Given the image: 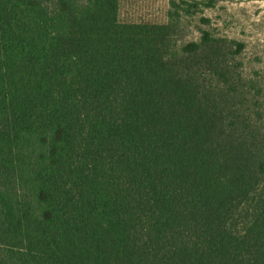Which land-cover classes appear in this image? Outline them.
<instances>
[{"label": "trees", "instance_id": "obj_1", "mask_svg": "<svg viewBox=\"0 0 264 264\" xmlns=\"http://www.w3.org/2000/svg\"><path fill=\"white\" fill-rule=\"evenodd\" d=\"M179 32L0 0V264H264V82Z\"/></svg>", "mask_w": 264, "mask_h": 264}, {"label": "rangeland", "instance_id": "obj_2", "mask_svg": "<svg viewBox=\"0 0 264 264\" xmlns=\"http://www.w3.org/2000/svg\"><path fill=\"white\" fill-rule=\"evenodd\" d=\"M119 1L124 20H178L181 41L196 40L200 30H206L241 44L233 58L240 75L258 84L264 82V0Z\"/></svg>", "mask_w": 264, "mask_h": 264}]
</instances>
